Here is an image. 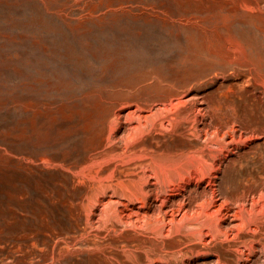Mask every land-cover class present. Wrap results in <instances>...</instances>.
I'll return each mask as SVG.
<instances>
[{
  "label": "rangeland",
  "instance_id": "1",
  "mask_svg": "<svg viewBox=\"0 0 264 264\" xmlns=\"http://www.w3.org/2000/svg\"><path fill=\"white\" fill-rule=\"evenodd\" d=\"M226 90L250 122L218 155ZM263 113L264 0H0V264H264Z\"/></svg>",
  "mask_w": 264,
  "mask_h": 264
},
{
  "label": "bare ground",
  "instance_id": "2",
  "mask_svg": "<svg viewBox=\"0 0 264 264\" xmlns=\"http://www.w3.org/2000/svg\"><path fill=\"white\" fill-rule=\"evenodd\" d=\"M229 87V86H228ZM229 89H231V88H229ZM232 90V89H231ZM228 94V91L226 90V91H224L223 93H219V97H218V99H216V100H212V101H209V102H207L206 103V106L205 107H202L201 108V111H200V113H201V115L202 114H204V116H206V115H208L209 116V118H210V121H212V120H217L218 121V123L220 124V126L219 127H216V128H214V130L212 131V134H210L209 133V135H208V138H207V141H206V144L205 145H209V146H211V150H210V152H216L217 153V151H221L222 149V147H228V144L229 143H237V142H239V140L237 141V139L238 138H236V136H238L239 137V139H240V134H238V133H240L239 131H237V127L235 128V125H233L235 122L234 121H236V120H239V121H241V122H243V123H247L248 121L250 122V120H249V112H247L248 111V108H247V110H245V106H246V104H244V101L242 102V104L240 105V106H235V104H234V102H235V100H233L230 96H228L227 95ZM240 96V95H239ZM242 97V96H241ZM240 97H238V99H239ZM247 100V99H246ZM256 101V100H255ZM253 103H254V101H252ZM184 105V102H180V101H178V103L177 104H175L174 105V109L171 111V109L169 110V111H167V112H164V111H160V112H157V114L155 113V115H151V116H144V117H142L141 116V118L144 120V122L146 123V125L147 126H156V124H157V117H162V118H167V122H168V124H169V126L171 127V128H174V127H176L177 126V119H179V118H182V106ZM260 105V104H259ZM170 106V105H169ZM172 107V106H171ZM170 107V108H171ZM169 108V107H168ZM250 108V107H249ZM252 108V107H251ZM259 108H260V106H259ZM166 110V107H164L163 109H161V110ZM199 109V108H198ZM261 110V109H260ZM190 112V111H189ZM151 113V112H150ZM196 113V112H195ZM154 114V113H153ZM257 114V113H256ZM264 114V113H263ZM254 116V115H253ZM258 116V115H257ZM152 117V118H151ZM186 117V116H185ZM151 118V119H150ZM184 118V117H183ZM262 118H264V117H262ZM149 119V120H148ZM194 119H196V116H194L193 117V119H191V120H194ZM203 119V118H202ZM251 119V118H250ZM261 120V119H260ZM142 121V120H141ZM195 121V120H194ZM209 121V120H208ZM232 121V122H231ZM259 121V120H258ZM263 121V120H262ZM231 122V124H230V126H228V127H226L225 128V126L226 125H228V123H230ZM140 123H142V122H140ZM192 123V122H191ZM211 123V122H210ZM255 124H256V122H255ZM264 124V123H263ZM145 125V124H144ZM209 125V124H208ZM258 125V124H257ZM160 127L161 126H164L163 125V123H161L160 122V125H159ZM239 126V125H238ZM256 126V125H255ZM195 127V126H194ZM258 126H256V127H254L253 129H262V128H257ZM159 129V128H158ZM207 129V128H206ZM205 129V130H206ZM148 130V129H147ZM200 130V129H199ZM199 130L196 128L195 129V134L197 135V136H199ZM240 130V129H239ZM130 131V130H129ZM250 132H251V130H249ZM255 131V130H254ZM205 133H207V131H204ZM238 132V133H237ZM131 133V132H130ZM262 133V132H261ZM142 134V133H141ZM201 135V134H200ZM143 137V136H142ZM140 139V138H139ZM248 139V138H247ZM249 139H250V137H249ZM237 141V142H236ZM240 141H242V139L240 140ZM242 143V142H241ZM211 144V145H210ZM212 144H213V146H215V145H218V148H215V147H213L212 148ZM204 145V146H205ZM232 145V144H231ZM208 146V147H209ZM207 147V146H206ZM235 147V146H234ZM229 149V148H228ZM201 150V149H200ZM143 152V151H142ZM171 152V151H170ZM166 153V152H165ZM168 153V152H167ZM219 153V152H218ZM217 153V154H218ZM223 153V152H222ZM187 154V153H186ZM198 154H201L200 156L201 157H204V154L203 153H198ZM217 154H216V156H217ZM221 154V153H220ZM219 155V154H218ZM199 156V157H200ZM218 157V156H217ZM193 158V154L192 153H190V152H188V154L187 155H180V156H176V157H174V156H172V155H170V154H166L165 156H158V157H156L155 159H156V163H159V165H165V167H166V170H164V171H161V172H165V171H167V168H169V169H171L170 167H172V166H176V169L178 168V169H184V167H187V165H188V163H190L191 162V159ZM219 158V157H218ZM217 158V159H218ZM214 159H216V158H214ZM213 159V160H214ZM130 160V159H129ZM154 160V159H153ZM197 160V159H196ZM200 160H201V158H200ZM204 160V159H203ZM192 161H193V159H192ZM129 162V161H128ZM201 162V161H200ZM207 162V161H206ZM201 164V163H200ZM203 165V164H202ZM178 166V167H177ZM204 166H206L205 164H204ZM213 166V165H212ZM160 167H162V166H160ZM180 167V168H179ZM211 167V166H210ZM155 168V167H154ZM157 168V167H156ZM207 168V167H206ZM169 169H168V171H169ZM212 169V168H211ZM211 169H210V171H211ZM97 170V169H96ZM189 170H190V168H189ZM203 170V169H202ZM173 171V170H172ZM90 173V172H89ZM94 173V172H93ZM171 173V172H170ZM169 174V173H168ZM189 174V173H188ZM193 174V173H192ZM201 174H203V173H201ZM92 175V174H91ZM206 175H208V173L206 174ZM177 176V175H176ZM212 176V175H211ZM100 177V176H99ZM142 177V176H141ZM166 178H167V176H165ZM175 177V176H174ZM157 178V177H156ZM170 178V177H169ZM83 179V178H82ZM94 179V178H93ZM183 179V178H182ZM159 180V179H158ZM162 180H163V178H162ZM175 180V179H174ZM168 181H170V179L168 180ZM155 182V181H154ZM163 183H164V181H163ZM167 184H169V182H167ZM171 184V183H170ZM97 185V184H96ZM121 185V184H120ZM99 186V185H98ZM124 186V185H123ZM122 186V187H123ZM167 186V185H166ZM169 186V185H168ZM168 188V187H167ZM172 188V187H171ZM175 188V187H174ZM115 189V188H114ZM122 189V188H121ZM170 190V189H169ZM190 191V190H189ZM197 191V190H196ZM125 192V191H124ZM160 192V191H159ZM116 193V192H115ZM103 194V193H102ZM125 195V194H124ZM210 195V194H209ZM132 196V195H131ZM258 196V195H257ZM134 197V196H133ZM137 197V196H136ZM195 197V196H194ZM126 198V197H125ZM128 198V197H127ZM131 198V197H130ZM129 198V200H131ZM198 198V197H197ZM115 201V200H114ZM206 201H208V199H201L200 200V203H199V206H200V208H201V216L203 215V213L205 212L206 213V208H207V205H209V204H213L214 205V200H212L211 202H208L207 204H206ZM256 201V200H255ZM181 202V201H180ZM119 203H121V205H124V206H126L127 204H125L126 202H124V203H122L121 201L119 202ZM103 204V203H102ZM109 204V203H108ZM114 204V203H113ZM178 204V203H177ZM183 204V203H182ZM198 204V203H197ZM180 205H181V203H180ZM92 207V206H91ZM109 207V206H108ZM112 207L113 206H111L109 209H112ZM103 208V207H102ZM116 208V207H115ZM114 208V209H115ZM179 208H180V210H181V207H170V212H168V215H169V219H173V215L179 210ZM251 208V207H250ZM183 209V208H182ZM218 209V208H217ZM120 210V209H119ZM122 210V209H121ZM131 210V209H130ZM185 211H183V217H184V222H181V223H183L182 225L183 226H187L188 228H190V229H193V230H191V231H189L191 234L192 233H197V232H199L200 231V229H201V227L200 226H197V225H194L193 224V222H196L195 220H196V218H188V219H186V217H189V215H186V211H189V209H184ZM200 210V209H199ZM112 212H113V210H111ZM169 211V210H168ZM114 212H116V211H114ZM194 212V211H193ZM195 212H197V211H195ZM194 212V213H195ZM200 211H198L197 213H199ZM247 212V211H246ZM104 213H106V212H104ZM110 213V212H109ZM129 213H131V212H129ZM179 213V212H178ZM197 213H195V215L197 214ZM263 213V212H262ZM138 214V213H137ZM144 214V213H143ZM105 215V214H104ZM110 216H112V215H116L114 218L115 219H117V217H118V221H121V222H130V221H128L127 219L128 218H126V217H128V216H126L125 217V215L123 214V212H120V214H109ZM108 215V216H109ZM132 215V214H131ZM147 215V214H146ZM146 215H144V216H146ZM181 215V214H180ZM198 215V214H197ZM130 216V215H129ZM137 216V215H136ZM141 216V215H140ZM139 216V217H140ZM143 216V217H144ZM149 216V215H148ZM175 216H176V214H175ZM194 216V215H193ZM200 216V217H201ZM216 216V215H215ZM254 216V215H253ZM260 216H263V214H261ZM113 217V216H112ZM138 216H137V218H136V221L138 220V218H139ZM150 217V216H149ZM149 217H148V219H149ZM195 217V216H194ZM251 217V216H250ZM255 217V216H254ZM144 218H146V217H144ZM151 218V217H150ZM156 218V217H155ZM197 218H199V216L197 217ZM108 219V218H107ZM114 219V220H115ZM130 219V218H129ZM140 219V218H139ZM143 219V218H142ZM144 219L143 221L145 222H143L144 223V226L146 225V224H148L149 225V223H150V221L149 220H151V219ZM163 219V218H162ZM252 220H253V218H251ZM263 219V218H262ZM141 220V219H140ZM140 220H138V221H140ZM155 220V219H154ZM182 220V221H183ZM116 221V220H115ZM163 221V220H162ZM261 221V220H260ZM103 222V221H102ZM109 222V221H108ZM132 223L134 222L133 220L131 221ZM142 222V221H141ZM153 222V221H152ZM155 222V221H154ZM180 222V221H179ZM202 222V221H201ZM105 223V222H104ZM103 224V223H102ZM106 224V223H105ZM125 224V223H124ZM127 224V223H126ZM137 224V223H136ZM153 224V223H152ZM101 225V224H100ZM128 225V224H127ZM133 225V227H134V223L132 224ZM147 225V226H148ZM182 225H180V228L182 227ZM96 226V225H95ZM108 226V225H107ZM260 226V225H259ZM127 227V226H126ZM130 227H131V225H130ZM136 227V226H135ZM150 227V226H149ZM175 228H179V225H175L174 226ZM96 228V227H95ZM98 228V227H97ZM156 228H157V226H156ZM203 228V227H202ZM110 229V228H109ZM157 229H160V228H157ZM171 229V228H170ZM176 231H177V229H175ZM157 232L158 231H156V232H154L155 233V235L157 234ZM162 232V231H161ZM165 234V233H164ZM190 234V235H191ZM235 234V233H234ZM255 234V233H254ZM170 235V234H169ZM196 235V234H195ZM194 235V236H195ZM160 236V235H159ZM164 236H167L168 237V234L167 235H164ZM163 236V237H164ZM157 237V236H156ZM196 238V237H195ZM156 239V238H155ZM98 246V245H97ZM148 254V253H147ZM157 260V259H156ZM261 263V262H260Z\"/></svg>",
  "mask_w": 264,
  "mask_h": 264
}]
</instances>
